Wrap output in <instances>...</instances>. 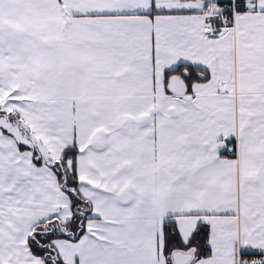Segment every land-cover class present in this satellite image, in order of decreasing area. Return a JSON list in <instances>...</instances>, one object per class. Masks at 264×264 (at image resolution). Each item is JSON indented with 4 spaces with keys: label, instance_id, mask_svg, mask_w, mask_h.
Returning a JSON list of instances; mask_svg holds the SVG:
<instances>
[{
    "label": "snow or ice",
    "instance_id": "1",
    "mask_svg": "<svg viewBox=\"0 0 264 264\" xmlns=\"http://www.w3.org/2000/svg\"><path fill=\"white\" fill-rule=\"evenodd\" d=\"M0 264H264V0H0Z\"/></svg>",
    "mask_w": 264,
    "mask_h": 264
}]
</instances>
